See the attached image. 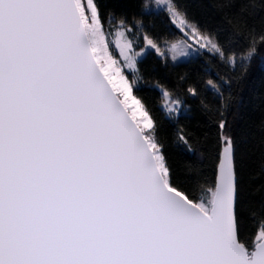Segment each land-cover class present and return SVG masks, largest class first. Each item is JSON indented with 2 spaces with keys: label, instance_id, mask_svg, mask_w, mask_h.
<instances>
[{
  "label": "snow or ice",
  "instance_id": "snow-or-ice-1",
  "mask_svg": "<svg viewBox=\"0 0 264 264\" xmlns=\"http://www.w3.org/2000/svg\"><path fill=\"white\" fill-rule=\"evenodd\" d=\"M0 264H264V0H0Z\"/></svg>",
  "mask_w": 264,
  "mask_h": 264
},
{
  "label": "trees",
  "instance_id": "trees-1",
  "mask_svg": "<svg viewBox=\"0 0 264 264\" xmlns=\"http://www.w3.org/2000/svg\"><path fill=\"white\" fill-rule=\"evenodd\" d=\"M211 71H212V73H214V72L216 71L215 66H213V68H212ZM220 71H223V69H220ZM200 76L202 77V79H203V81H204V83L201 84L202 87H206V81H207L208 78H215L214 75L211 76V77H209V76H205L203 73H201ZM145 91H147V86H145ZM148 95H149L152 99H156V98H157L155 93H151V92H149ZM206 96H207V100L210 102L211 99H212V94H211V90H210V88L207 89Z\"/></svg>",
  "mask_w": 264,
  "mask_h": 264
}]
</instances>
